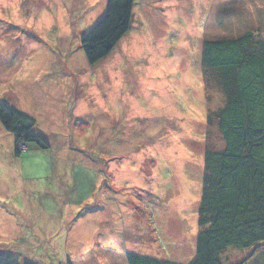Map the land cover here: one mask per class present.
Masks as SVG:
<instances>
[{"label": "rangeland", "instance_id": "1", "mask_svg": "<svg viewBox=\"0 0 264 264\" xmlns=\"http://www.w3.org/2000/svg\"><path fill=\"white\" fill-rule=\"evenodd\" d=\"M106 6L0 0V103L33 117L51 146L14 156L0 126V251L36 264H127V253L188 264L204 151L221 147L206 118L224 103L201 73L202 42L264 39V0H135L128 33L89 67L80 41ZM228 251L264 264V242Z\"/></svg>", "mask_w": 264, "mask_h": 264}, {"label": "trees", "instance_id": "2", "mask_svg": "<svg viewBox=\"0 0 264 264\" xmlns=\"http://www.w3.org/2000/svg\"><path fill=\"white\" fill-rule=\"evenodd\" d=\"M134 3L107 0L104 15L80 41L89 67L106 59L128 33ZM201 56V73L220 87L224 103L206 118L221 147L204 151L196 251L188 264H240L243 257L231 260L228 250L250 253L264 242V39L256 30L206 39ZM36 125L33 117L0 103V126L15 137L14 156L26 152L17 151L23 146L51 148L33 134ZM125 258L127 264H176L133 253ZM36 263L0 251V264Z\"/></svg>", "mask_w": 264, "mask_h": 264}]
</instances>
